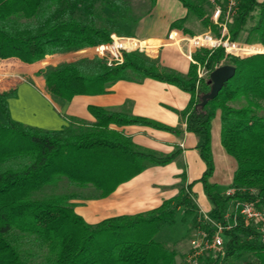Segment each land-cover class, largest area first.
<instances>
[{
    "label": "trees",
    "instance_id": "trees-1",
    "mask_svg": "<svg viewBox=\"0 0 264 264\" xmlns=\"http://www.w3.org/2000/svg\"><path fill=\"white\" fill-rule=\"evenodd\" d=\"M179 1L188 13L174 21L172 29L187 31L183 25L194 15L213 36L220 37L221 27L212 23L205 0ZM155 3L151 0V7ZM131 12L124 0H0V60L15 57L34 64L47 55L111 44L113 35H131L125 26L138 20ZM227 28L232 43L228 48L247 57L226 52L223 46L200 48L186 75L166 69L139 50H123V61L111 66L106 58L81 56L36 73L48 93L64 101L76 95L107 93L119 80L141 82L145 78L173 84L190 94L187 107L177 113L180 123L196 135V149L206 168L176 196L145 212L90 224L75 212L74 199L81 198L74 192L46 197L35 193L67 180L77 188L93 187L96 196L105 197L146 168L166 165L176 156V152L157 156L141 150L111 125H147L177 134L178 127L89 106L94 123L45 130L15 120L8 104L12 93L0 92V264H187L178 262L175 248L156 236L175 221L180 209L185 215L197 210L192 190L196 182L203 186L214 220L221 219L236 201L264 202V0H241ZM239 43L260 49L251 55L244 47L236 48ZM198 64L208 72L207 79L198 78ZM226 64L236 68L235 75L200 107L201 97L210 90L209 74L215 66ZM27 72L28 68H21L16 73ZM218 112L221 144L237 163L232 177L235 191L229 196L208 179L215 170L211 121ZM225 247L222 261L207 256L200 264H235L243 258H247L244 264H264V244L253 224L241 216L227 231Z\"/></svg>",
    "mask_w": 264,
    "mask_h": 264
},
{
    "label": "crops",
    "instance_id": "crops-1",
    "mask_svg": "<svg viewBox=\"0 0 264 264\" xmlns=\"http://www.w3.org/2000/svg\"><path fill=\"white\" fill-rule=\"evenodd\" d=\"M187 13V9L179 0H156L148 13L140 16L133 26H125V29L130 31L129 37L148 44L144 51L147 56L157 59L166 69L186 75L189 71L188 67L194 63L189 58L188 45L168 41V35L172 30L189 32L170 27L174 21L185 18ZM189 19L183 25L185 28H187L185 25ZM81 52L86 56H95L87 49ZM255 52L257 50L248 53ZM30 65L33 64H27L15 57L0 60V92L12 93L8 97V104L12 117L19 122L45 130L81 127V122L92 124L96 121L90 114L89 106H98L148 118L180 129V133L177 134L147 125H111V128L130 137L141 150L157 156L176 152V156L171 163L146 168L131 179L119 184L105 197L74 199L75 212L81 215L86 222L96 224L106 218L132 215L159 208L164 200L176 196L182 186L202 176L206 167L196 149L197 137L187 131L184 123H180L177 113L187 107L191 97L188 92L173 84L145 78L141 82L119 80L111 85L107 93L76 95L70 101H56L44 91V80L40 83L34 81V84L23 78L29 70L24 74L16 73L18 69L27 68ZM15 81L18 83L13 89ZM220 130L221 121L218 112L211 121V146L213 150V146L216 145L218 154L226 159L230 168L224 176H218L212 151L215 170L208 179L217 184L218 189L224 193L232 187V177L236 166L234 168L232 160L226 155L228 153L220 144ZM183 174L184 179H182ZM192 190L196 193L197 208L208 210L206 212L210 213L212 206L203 193L204 189L200 181L194 184ZM179 212L183 217L186 216L184 210L180 209ZM179 249L185 251L180 247L174 250L179 252Z\"/></svg>",
    "mask_w": 264,
    "mask_h": 264
},
{
    "label": "built area",
    "instance_id": "built-area-1",
    "mask_svg": "<svg viewBox=\"0 0 264 264\" xmlns=\"http://www.w3.org/2000/svg\"><path fill=\"white\" fill-rule=\"evenodd\" d=\"M207 1L211 7L210 18L212 23L221 27L220 37H215L210 32L191 37L175 30H172L168 35V41H177L182 45H188L189 58L194 63L196 61L193 59V54L200 48L213 50L223 46L226 52L233 53L228 48V44L232 43L229 41L227 25L237 15L241 0ZM147 46L148 44L133 37L113 35L111 44L90 47L87 50L94 55L106 58L111 66L123 61V50L144 52ZM204 75H206V72L202 70L199 76L203 77ZM233 191L235 190L231 187L224 194L229 196L234 193ZM230 206L231 209L228 208L221 219L214 220L209 213L203 212V228L191 240V245L185 256V263L200 264L201 259L207 256L216 262L222 261L226 256L225 235L227 231L237 225L238 216L253 224L259 240L264 244V202H261L260 199L236 201Z\"/></svg>",
    "mask_w": 264,
    "mask_h": 264
},
{
    "label": "rangeland",
    "instance_id": "rangeland-1",
    "mask_svg": "<svg viewBox=\"0 0 264 264\" xmlns=\"http://www.w3.org/2000/svg\"><path fill=\"white\" fill-rule=\"evenodd\" d=\"M124 1H126L127 4H129L132 8V12H131L132 17L133 18L137 17L138 20H139L140 16L144 15L145 13H148L150 8H151V0H124ZM204 6L206 8V11L210 15L211 14V11H210L211 7L208 4L207 0H205ZM104 11L108 15H113V13L108 9H105ZM189 18H190L189 22L187 23V25H185L187 27L186 29L189 32H186V33L183 32L184 34H188L191 37H195V36L207 33V32L211 33L210 29L207 30L204 27L203 23L196 16L190 15ZM196 34H198V35H196ZM124 37H126V36H124ZM242 39L243 38H241V40ZM243 47L245 48V51H247V52H251V51H255V50L260 49V46L246 45V44H242V43L237 44L236 48L240 49ZM81 51L82 50L67 52V53H63V54L47 55L45 57V59H43V61L28 66L27 68L29 70V73L27 75H24L23 78L28 80L29 82L34 83V84H35L34 81H37L40 83V81H43V79L41 76L36 75L37 71H39L41 68H44L46 66H57L58 64H61L63 62L74 61L81 56L85 57L86 54H84ZM132 51H135V50H132ZM233 53L235 55L247 57V55L245 56V55L236 54L235 52H233ZM248 56H250V55H248ZM86 57H90V56H86ZM5 63H8V62H5ZM6 66L7 65H5V67ZM200 69H202V70H204V72H206V75H204L203 77L199 76L200 73L202 72V70H200ZM197 74H198L199 79H205V78L207 79L208 78V72L203 67H201L199 64H198ZM14 83H15L14 86H12L13 89L16 87V84L18 83V81H15ZM44 91L46 93H48L46 88H44ZM50 96H52V95L50 94ZM52 98L55 99L56 101L60 100L59 98H56L54 96H52ZM60 101L63 102V100H60ZM0 117H1V114H0ZM212 151L214 153V159H215V163H216L217 170H218L217 174H218V176H220V175L224 176V174L229 171L230 167L228 166L226 159L223 158L220 154H218L216 145L213 146ZM226 155H228L229 159L232 160V162H233L232 164L234 165V168H235V166H237L235 158L230 156L229 154H226ZM224 156H225V154H224ZM225 157H227V156H225ZM63 192H74L75 194H77L79 196V198H81V200H86L88 198H92L98 194L97 190L94 189L93 187L77 188V187L69 185L67 180H62L58 184H52V185L45 186L44 188L37 191L35 193V196L36 197H46V196L61 194ZM230 207L228 206L229 210L231 209ZM204 211L206 212L208 210H204V209L201 210V209L197 208V210L194 213L188 214L185 217H183L181 212H177L176 216H175V221H173L172 224L165 225L161 229L160 234H158L156 236V238L158 240L164 242L170 248H177V247L184 248V250H185L184 252L180 249L178 250L179 251L178 252L179 256L177 259L178 262H182V261L184 262L185 261V256H186V253L188 252V249L191 245V240L203 228L202 219H203V212ZM246 259L247 258L237 260V261H235V264H244ZM222 264H225V263H222Z\"/></svg>",
    "mask_w": 264,
    "mask_h": 264
},
{
    "label": "water",
    "instance_id": "water-1",
    "mask_svg": "<svg viewBox=\"0 0 264 264\" xmlns=\"http://www.w3.org/2000/svg\"><path fill=\"white\" fill-rule=\"evenodd\" d=\"M263 53V52H259ZM236 72V68L232 65H219L210 74L208 83L211 85L210 90L201 97L200 107H203L211 99H214L224 84L231 79Z\"/></svg>",
    "mask_w": 264,
    "mask_h": 264
}]
</instances>
